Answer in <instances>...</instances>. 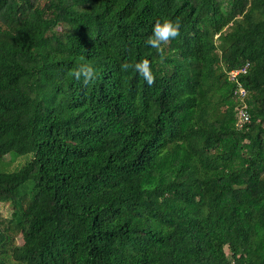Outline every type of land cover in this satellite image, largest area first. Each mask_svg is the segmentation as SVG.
<instances>
[{
	"label": "trees",
	"instance_id": "trees-1",
	"mask_svg": "<svg viewBox=\"0 0 264 264\" xmlns=\"http://www.w3.org/2000/svg\"><path fill=\"white\" fill-rule=\"evenodd\" d=\"M143 59L152 86L121 68ZM9 154L0 264H264V0H0Z\"/></svg>",
	"mask_w": 264,
	"mask_h": 264
},
{
	"label": "clouds",
	"instance_id": "clouds-1",
	"mask_svg": "<svg viewBox=\"0 0 264 264\" xmlns=\"http://www.w3.org/2000/svg\"><path fill=\"white\" fill-rule=\"evenodd\" d=\"M180 22L173 21L170 18H163V20H157L152 29V35L145 41L146 45L156 49L158 52L163 51L162 46L169 44L172 40L180 35ZM79 61H84L83 57L79 58ZM122 70L134 69L139 73L141 77L147 82L148 86H152L155 83V75L151 70V64L148 59H143L135 65L125 62L121 65ZM77 80L83 79L85 85L89 84L96 77V70L91 62L78 63L76 69L70 73Z\"/></svg>",
	"mask_w": 264,
	"mask_h": 264
},
{
	"label": "rangeland",
	"instance_id": "rangeland-1",
	"mask_svg": "<svg viewBox=\"0 0 264 264\" xmlns=\"http://www.w3.org/2000/svg\"><path fill=\"white\" fill-rule=\"evenodd\" d=\"M32 159V155L17 156L14 154H9L4 161L0 163V170L6 172H14L21 169L26 163ZM27 189H24V191ZM13 212V207L11 204H0V213L5 217H10ZM18 243H22L21 239Z\"/></svg>",
	"mask_w": 264,
	"mask_h": 264
},
{
	"label": "built area",
	"instance_id": "built-area-1",
	"mask_svg": "<svg viewBox=\"0 0 264 264\" xmlns=\"http://www.w3.org/2000/svg\"><path fill=\"white\" fill-rule=\"evenodd\" d=\"M249 68V64L245 65L243 68L239 70L231 71L229 74V80L232 82L237 83V87L235 90V95L240 99L242 102V107L239 110V113L237 115L238 117V127L241 128V126L245 123H247L250 119L249 114L247 112V104L245 103V98L247 96L246 90L240 85L238 82V77L241 75L247 74Z\"/></svg>",
	"mask_w": 264,
	"mask_h": 264
}]
</instances>
